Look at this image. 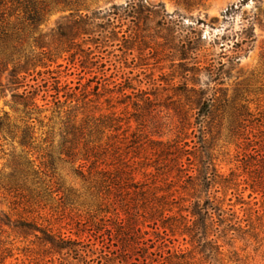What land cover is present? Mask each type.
Wrapping results in <instances>:
<instances>
[{"label": "rangeland", "instance_id": "rangeland-1", "mask_svg": "<svg viewBox=\"0 0 264 264\" xmlns=\"http://www.w3.org/2000/svg\"><path fill=\"white\" fill-rule=\"evenodd\" d=\"M47 1L19 32L18 66L33 64L0 93L15 125L0 132V264H264V0ZM85 15V30L58 36ZM29 91L39 110L13 97ZM68 120L82 127L73 159L60 148ZM174 158L210 175L214 207L194 208ZM136 182L179 201L167 235Z\"/></svg>", "mask_w": 264, "mask_h": 264}, {"label": "trees", "instance_id": "trees-1", "mask_svg": "<svg viewBox=\"0 0 264 264\" xmlns=\"http://www.w3.org/2000/svg\"><path fill=\"white\" fill-rule=\"evenodd\" d=\"M248 0H243V3H246ZM54 3H70L68 0H53ZM133 5L127 4L125 6V11H128L130 8H132ZM50 3L47 0H0V77L1 73L4 70L8 69V64L10 61H12L14 64L12 68L9 71V80L7 83H2L0 80V93H4L7 89L12 91V85L20 83L21 81L17 78V75L21 72V69H25L28 67V65L33 64V59L26 57L25 63L23 66H18V61H16L18 58H15V55L20 52V45H21V37L19 32L22 31L23 26L25 24H28V26L32 29H35L37 24H39L40 21H42L44 15L49 11ZM116 8V7H114ZM231 9H234V5L231 6L227 10L228 13H230ZM14 14H18L19 24H21V27L12 25L10 19L13 17ZM115 16H121L119 11L116 9L114 12H112ZM88 18L89 16H79L77 20L74 21V25H67L66 27L59 26L57 30V34L60 38H65L67 41L71 40L73 36L75 35L74 30L81 28L82 30L86 29L85 25H88ZM244 37L242 39L243 42L252 41L254 40V29L253 28H247L243 31ZM42 41V35H39L35 42L37 44H41ZM190 90L194 91L196 94H200L196 91L195 88H191ZM13 97H18L23 101L24 109L31 110H39L38 105L35 102V94L31 91L29 92H23L20 95L13 94ZM213 98H208L205 100V105L210 108L212 105ZM15 128V125L11 123L10 117L7 112H4L2 116H0V132H8L9 134L13 133V129ZM32 130H30L28 127L24 128L22 130V137L21 140L23 143L27 144L32 139ZM82 138V127L81 125H77L76 122H70V120L66 121V124H64V128L62 130V143L60 144V148L62 152H65V154L73 159V157L76 155L74 152V149L77 147L79 142ZM1 139V137H0ZM185 150L183 146L177 151ZM85 159L88 161L92 157H97L98 152L95 151V148L86 149L85 150ZM190 160V158H188ZM97 159H93L91 161L92 166H97L96 162ZM52 164V161H51ZM173 166L176 167V170L178 171V174H180V177L184 178L183 182H186L189 190L191 189V193L193 199L195 200L193 203L194 208H200V210L206 209L208 207H214L212 203H214V200H212L209 196V189L211 186V182L213 179H211L210 175L208 174H198L194 175L192 172L193 168L192 166H189V168H185L184 164L177 158H174ZM103 174L104 181L110 180L111 182L116 181L115 175L110 171L106 169H101L100 171ZM129 178L131 180H134L133 175H131ZM166 179H168L166 177ZM137 183V182H136ZM137 187L141 186L142 188V195L144 202L146 204V208L148 209L145 213V217H153L157 215L158 217L162 216L163 219V227H164V234L166 233V226L165 223L170 222L175 218V216H168L169 212L172 211L173 205L176 203H179V201L175 200L174 197L171 198V201L169 200V197L171 195H157L156 192L151 191L149 193V189H143L146 186V183H137ZM187 187V186H186ZM153 190V189H152ZM206 191L207 198L204 200L203 205H200L201 197L197 196L199 191ZM150 194V197H149ZM183 198V197H181ZM186 200V199H185ZM180 207V206H179ZM183 210L182 207L178 209V212ZM192 217L195 216L198 212L192 210ZM183 218V217H182ZM161 219V218H160ZM186 220V218H185ZM188 220L184 222V226H186L187 229H189ZM174 223L169 224V229L173 230ZM188 226V227H187ZM152 229H154V233L159 235L157 222H154L151 226ZM148 231L145 232L147 234ZM197 233V231L195 232Z\"/></svg>", "mask_w": 264, "mask_h": 264}]
</instances>
